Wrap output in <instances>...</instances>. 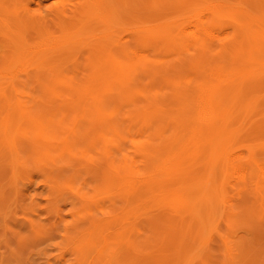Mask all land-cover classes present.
Masks as SVG:
<instances>
[{
  "label": "rangeland",
  "instance_id": "rangeland-1",
  "mask_svg": "<svg viewBox=\"0 0 264 264\" xmlns=\"http://www.w3.org/2000/svg\"><path fill=\"white\" fill-rule=\"evenodd\" d=\"M27 2L81 20L38 28ZM262 10L0 0V264H264Z\"/></svg>",
  "mask_w": 264,
  "mask_h": 264
},
{
  "label": "bare ground",
  "instance_id": "bare-ground-1",
  "mask_svg": "<svg viewBox=\"0 0 264 264\" xmlns=\"http://www.w3.org/2000/svg\"><path fill=\"white\" fill-rule=\"evenodd\" d=\"M87 1H89V0H87ZM224 1V0H223ZM32 2H34V1H32ZM96 2V1H95ZM256 2V1H255ZM262 2H264V0H262ZM37 4L38 5H40L41 4V2L39 1V3L37 2ZM213 4V3H212ZM216 4V3H215ZM218 4V3H217ZM95 5H96V3H95ZM214 5V4H213ZM224 5H225V3H224ZM247 5V4H246ZM207 6V5H206ZM216 6V5H215ZM89 7V6H88ZM256 7V6H255ZM261 7V6H260ZM85 8V7H84ZM83 8V9H84ZM245 8L247 9V6H245ZM21 9H22V16L20 17V18H24L23 20H22V22L24 21L25 23H29V24H35L36 26H38V28H40V27H44V29H46V27L48 28V23H53V24H56V25H61V24H66V23H68V22H71V21H75V20H77L79 17H80V14H81V7L80 6H76V7H74L71 11H68V12H66V13H64V14H62V15H57L56 13H55V11L54 12H50V15H51V17L50 16H46V15H43V14H41V13H38V12H30V5H29V2H27L26 4H23L22 5V7H21ZM63 9H64V7H63ZM62 9V10H63ZM233 9V8H232ZM87 10V9H86ZM211 10V9H210ZM210 10H209V12H210ZM248 10V9H247ZM256 10V13H257V11H258V9H255ZM261 10V9H260ZM202 11V10H201ZM206 11V10H205ZM262 11H264V10H262ZM204 12V11H203ZM97 13V12H96ZM217 13V12H216ZM247 13H249V12H247ZM205 14V13H204ZM236 14V13H235ZM255 14V13H254ZM209 15V14H208ZM105 16L107 17L108 16V11L107 12H105ZM237 16H238V14H237ZM245 16V15H244ZM247 16V15H246ZM255 18H256V16H254ZM83 18V17H82ZM226 18H227V16H226ZM229 18V17H228ZM246 18V17H245ZM80 19V18H79ZM85 19V18H84ZM83 19V20H84ZM248 19H249V16H248ZM257 19V18H256ZM81 20V19H80ZM82 20V21H83ZM245 21V20H244ZM248 22V20L246 21V23ZM253 24H254V22H252ZM251 23V24H252ZM235 24V23H234ZM245 24V23H244ZM195 25H197L196 23H195ZM247 25H249V24H247ZM194 26V25H193ZM234 26V25H233ZM237 26H239V25H237ZM242 26V25H241ZM195 27V26H194ZM210 27V26H209ZM250 27V26H249ZM255 27V26H254ZM261 27H262V25H261ZM193 28V27H192ZM196 28V27H195ZM242 28V27H241ZM244 28V27H243ZM252 28V27H251ZM250 28V30H254L255 28H252L251 29ZM43 29V30H44ZM128 29V28H127ZM194 29V28H193ZM201 29V28H200ZM239 29H240V27H239ZM245 29H246V31H248L249 29H247V26H245ZM245 29H244V31H245ZM42 31V30H41ZM183 31H184V29H183ZM194 31H196L195 29H194ZM193 31V32H194ZM199 31V30H198ZM209 31V30H208ZM243 31V32H244ZM258 31V30H257ZM207 32V31H206ZM211 32V31H210ZM209 32V35L211 34ZM184 33V32H183ZM248 33H250V31H248ZM251 33L253 34V31H251ZM250 33V34H251ZM40 34V33H39ZM204 34V33H203ZM202 34V35H203ZM222 34V33H221ZM259 34V33H258ZM50 35H53V34H50ZM209 35H207L208 37H209ZM214 35V34H213ZM194 36V35H193ZM210 36H212V35H210ZM215 36V35H214ZM41 37H42V35H41ZM52 37H55V36H52ZM51 37V38H52ZM216 37V36H215ZM43 38V37H42ZM48 38H50V37H48ZM48 38H46V39H48ZM51 38H50V40H51ZM106 39H108L109 40V38H106ZM253 39V38H252ZM50 40H49V42H50ZM246 40H247V38H246ZM44 42L46 43V42H48V40L47 41H45V39H44ZM52 42V41H51ZM57 42H59V41H57ZM57 42H54V43H50L51 45L52 44H54V45H56V43ZM64 42H66V41H64ZM67 42H70V41H67ZM70 43H73V42H70ZM247 43H249V42H247ZM257 43V42H256ZM49 44V45H50ZM58 45H57V47H53L54 45H52L51 47H53V48H56L57 49V51H58V48H60V46H59V43H57ZM63 44V43H62ZM65 44H67V43H65ZM64 44V45H65ZM69 44V43H68ZM114 44V43H113ZM119 44V43H118ZM259 44V43H258ZM41 45V44H40ZM48 45V44H47ZM47 45H45V46H47ZM64 45H62L63 46V48H64ZM70 45H72V44H70ZM42 46V45H41ZM59 46V47H58ZM184 46V45H183ZM248 46H249V44H248ZM18 47H19V45H18ZM22 46H20L19 48H21ZM43 47H44V45H43ZM49 47V46H48ZM48 47H47V50H48ZM16 48H17V46H16ZM52 48V50H54ZM63 48H60L59 50H62ZM72 48V47H71ZM120 50L121 49H123L124 47H123V44H120L119 45V47H118ZM183 48V47H182ZM26 49V48H25ZM49 49H50V47H49ZM56 49H55V51H48V52H43V55H42V57H41V63H49V62H51L52 60H56V59H59V61H60V58H61V56L63 57L64 55H63V53L62 52H57L56 51ZM110 49V48H109ZM112 49V48H111ZM33 50V49H32ZM41 50V49H40ZM184 50V49H183ZM34 51V50H33ZM38 51V50H37ZM42 51H44V50H42ZM42 51H40V52H42ZM71 51V50H70ZM66 52H68V51H66ZM34 53V52H33ZM38 53V52H37ZM36 53V54H37ZM42 54V53H41ZM69 54V53H68ZM80 55V54H79ZM28 56H29V54H28ZM27 56V57H28ZM38 57V56H37ZM31 58V57H30ZM32 60V59H31ZM59 61H58V63H59ZM253 61V60H252ZM24 62H26L25 60H24ZM35 62V61H34ZM34 62H31V63H34ZM40 62V61H39ZM55 63V62H54ZM37 65H38V62L36 63ZM33 65V67H34V64H32ZM42 65V64H41ZM40 65V66H41ZM241 65V64H240ZM262 65V64H261ZM36 66V65H35ZM248 66V65H247ZM254 66H257V65H254ZM46 67V66H45ZM45 67H43V68H41V69H44ZM48 67V66H47ZM46 67V68H47ZM50 67V66H49ZM37 68H39V66L37 67ZM33 69V68H32ZM60 69V68H59ZM213 69V68H212ZM79 70V69H78ZM77 70V71H78ZM37 71V70H36ZM76 71V70H75ZM239 71V70H238ZM43 72V71H42ZM54 72V71H53ZM51 73V72H50ZM50 73H49V75H50ZM70 73V72H69ZM203 73H205V72H203ZM207 73V72H206ZM211 73V72H210ZM215 73V72H214ZM213 73V74H214ZM235 73V72H234ZM105 74V73H104ZM244 74V73H243ZM14 75V74H13ZM52 75V74H51ZM54 75V74H53ZM205 75V74H204ZM209 75V74H208ZM211 75H212V73H211ZM218 75V74H217ZM11 76V75H10ZM213 76V75H212ZM215 76V75H214ZM237 76V75H236ZM9 77V76H8ZM207 77V76H206ZM218 77V76H217ZM216 78V77H215ZM214 78V79H215ZM218 78H220V77H218ZM236 78V77H235ZM10 79V78H9ZM13 79L14 80H17V78H16V76H14L13 77ZM45 79V78H44ZM207 79V78H206ZM211 79V78H210ZM254 79V78H253ZM195 80V79H194ZM194 80H191V81H194ZM213 80V79H212ZM211 80V81H212ZM258 80V79H257ZM199 81H200V79H199ZM230 81H232V80H230ZM52 82V81H51ZM189 83V82H188ZM192 83V82H191ZM236 83V82H235ZM242 84V83H241ZM179 85V84H178ZM180 86V85H179ZM185 87V86H184ZM210 87V86H209ZM232 87V86H231ZM230 88V87H229ZM208 89V88H207ZM208 90H210V89H208ZM52 90H50V92H51ZM206 91V90H205ZM212 91V90H211ZM201 92V91H200ZM230 92H231V89H230ZM199 93V92H198ZM3 94V93H2ZM16 94V93H15ZM204 94V93H203ZM262 94H264V93H262ZM207 95V94H206ZM16 96V95H15ZM181 96V95H180ZM198 96H199V94H198ZM203 96V95H202ZM95 98V97H94ZM197 98V97H196ZM195 98V99H196ZM203 98V97H202ZM81 99V98H80ZM96 99V98H95ZM190 99V98H189ZM200 99V98H199ZM259 99V98H258ZM185 100V99H184ZM194 100V99H193ZM201 100V99H200ZM98 101H99V99H98ZM195 101H197V100H195ZM254 101V100H253ZM256 101V100H255ZM258 101V100H257ZM177 102V101H176ZM202 102H203V100H202ZM182 103H184V101L182 102ZM185 103H186V101H185ZM190 103V102H189ZM195 103H197V102H195ZM194 103V104H195ZM201 103V102H200ZM178 104H179V102H178ZM206 104V103H205ZM254 104H255V102H254ZM8 106L10 105V104H7ZM82 106V105H81ZM178 107H179V105H177ZM197 106H198V104H197ZM207 106V105H206ZM198 107H200V105L198 106ZM208 107V106H207ZM248 107V106H247ZM19 108V107H18ZM22 108H24V107H22ZM181 108V107H180ZM203 108H204V106H203ZM30 107H25L24 108V112H30ZM95 109V108H94ZM97 109H98V107H97ZM176 109V108H175ZM178 109V108H177ZM184 109V108H183ZM197 109V108H196ZM200 109V108H199ZM201 109H202V107H201ZM207 109V108H206ZM252 109H253V106H252ZM161 110V109H160ZM192 110V109H191ZM204 110V109H203ZM209 110V109H208ZM211 110V109H210ZM154 111V110H153ZM152 111V112H153ZM162 111V110H161ZM205 111V110H204ZM203 111V112H204ZM207 111V110H206ZM27 112H26V114H27ZM84 112V111H83ZM170 112V111H169ZM201 112H202V110H201ZM202 112V113H203ZM254 112V111H253ZM98 113H99V110H98ZM147 113V112H146ZM192 113V112H191ZM208 113H209V111H208ZM238 113V112H237ZM245 113H246V111H245ZM25 114V113H24ZM207 114V112L206 113H204L203 115H206ZM20 115V114H19ZM29 115V114H28ZM88 115V114H87ZM97 115H99V114H97ZM194 115V114H193ZM245 115V114H244ZM249 115V114H248ZM8 116V115H7ZM32 116V115H31ZM88 116H90V115H88ZM101 116V115H100ZM149 116V115H148ZM202 116V115H201ZM243 116V115H242ZM145 117V116H144ZM213 117V116H212ZM252 117V116H251ZM157 118V117H156ZM205 118H207V117H205ZM204 118V119H205ZM8 119V118H7ZM6 119V120H7ZM147 119V118H146ZM167 119V118H166ZM180 119V118H179ZM203 119V118H202ZM153 120V119H152ZM164 120V119H163ZM185 120V119H184ZM242 120V119H241ZM246 120V119H245ZM82 121V120H81ZM168 121V120H167ZM166 121V122H167ZM171 121V120H170ZM170 121H169V123H170ZM174 121V120H173ZM182 121V120H181ZM202 121V120H201ZM231 121H233L234 122V120H231ZM50 122V121H49ZM102 122V121H101ZM150 122V121H149ZM198 122V121H197ZM208 122V121H207ZM78 123V122H77ZM85 123V120H84V122H83V124ZM111 123V122H110ZM187 123V122H186ZM203 123V122H202ZM216 123V122H215ZM9 124V123H8ZM91 124V123H90ZM168 124V123H167ZM166 124V125H167ZM171 124H174L173 122L171 123ZM188 124V123H187ZM207 124V123H206ZM217 124V123H216ZM6 125V127H7V124H5ZM40 125V124H39ZM45 125H46V123H45ZM77 125V124H76ZM81 126L80 127H82V123L80 124ZM87 125H88V123H87ZM170 125V124H169ZM47 126H48V124H47ZM174 126V125H173ZM33 127V126H32ZM90 127V126H89ZM161 127V126H160ZM163 127V126H162ZM217 127V126H216ZM5 128V127H4ZM46 128V127H45ZM75 128V127H74ZM96 128V127H95ZM158 128H159V126H158ZM169 128V127H168ZM173 128V127H172ZM176 128V127H175ZM204 128V127H203ZM44 130V129H43ZM42 130V131H43ZM90 130V129H89ZM88 130V131H89ZM91 130H92V128H91ZM174 130V129H173ZM172 130V131H173ZM177 130V129H176ZM46 131V130H45ZM101 131V130H100ZM114 131V130H113ZM170 131H171V128H170ZM171 131V132H172ZM12 132V131H11ZM110 132V131H109ZM120 132V131H119ZM42 133V132H41ZM84 133V132H83ZM86 133V132H85ZM89 133V132H88ZM111 133V132H110ZM108 134V133H107ZM235 134V133H234ZM119 135V134H118ZM82 136V135H81ZM85 136V135H84ZM84 136H82V137H84ZM232 136V135H231ZM234 136V135H233ZM78 137V136H77ZM81 137V138H82ZM119 137V136H118ZM121 137V136H120ZM24 138V137H23ZM126 139V138H125ZM194 139V138H193ZM11 140H13V139H11ZM23 140V139H22ZM35 140V139H34ZM46 140V139H45ZM24 141V140H23ZM31 141V140H30ZM33 141V140H32ZM41 141V140H40ZM187 141H188V139H187ZM19 142H21V140L19 141ZM42 142V141H41ZM40 142V143H41ZM192 142V141H191ZM242 142V141H241ZM11 143V142H10ZM30 143V142H29ZM43 143V142H42ZM170 143V142H169ZM214 143V142H213ZM220 143H221V141H220ZM13 144V143H12ZM25 144L26 143H24V146H25ZM219 144V143H218ZM218 144H215V145H218ZM10 145V144H9ZM15 145V144H14ZM23 145V144H22ZM27 145V144H26ZM34 146V145H33ZM232 146V145H231ZM243 146V145H242ZM245 147H246V145H244ZM243 146V147H244ZM252 146V145H251ZM11 147V146H10ZM30 147V146H29ZM41 147V146H40ZM233 147V146H232ZM242 147V148H243ZM248 147V146H247ZM46 148V147H45ZM31 149V148H30ZM66 149V148H65ZM166 149V148H165ZM256 149V148H255ZM236 150V149H235ZM239 150H242V149H239ZM47 151V150H46ZM217 151V150H216ZM227 151V150H226ZM238 151V150H237ZM237 151H235L236 153L235 154H237L238 152ZM31 152V151H30ZM42 152V151H41ZM81 152V151H80ZM243 152H244V150H243ZM242 152V153H243ZM29 153V152H28ZM225 153V152H224ZM226 153H228V152H226ZM20 154V153H19ZM18 154V155H19ZM108 154V153H107ZM229 154V153H228ZM239 154H241V153H239ZM260 154V153H259ZM30 155H31V153H30ZM42 155V154H41ZM230 155V154H229ZM238 155V154H237ZM237 155H234V156H236L237 157ZM175 156H176V154H175ZM261 156V155H260ZM224 157H225V155H224ZM226 157H228V156H226ZM230 157H231V155H230ZM14 158V157H13ZM20 158V157H19ZM36 158H38V157H36ZM186 158V157H185ZM229 158V157H228ZM232 158H234L233 156L231 157V159ZM168 159V158H167ZM226 159V158H225ZM12 160V159H11ZM19 160V159H18ZM43 160V159H42ZM170 160V159H169ZM24 161V160H23ZM228 161V160H227ZM227 161H225V162H227ZM12 162V161H11ZM212 162V161H211ZM229 162V161H228ZM37 163H38V161H37ZM213 163V162H212ZM252 163V162H251ZM242 164V163H241ZM240 164V165H241ZM245 164V163H244ZM230 165V164H229ZM240 165H234V166H238V167H243L241 170H242V172L241 173H243V171H245L244 170V167L245 166H243V164H242V166H240ZM257 165V164H256ZM164 166V165H163ZM170 166V165H169ZM212 166V165H211ZM248 165H246V167H247ZM258 166V165H257ZM260 166V165H259ZM13 167H14V165H13ZM222 167H223V165H222ZM256 167V166H255ZM261 168H264V166H260ZM219 168V167H218ZM229 168H232V167H229ZM235 168V167H234ZM161 169V168H160ZM165 169V168H164ZM163 169V170H164ZM237 169V168H236ZM239 169V168H238ZM246 169V168H245ZM249 169V168H248ZM162 170V169H161ZM187 170V169H186ZM235 170V169H234ZM233 170V171H234ZM240 170V169H239ZM240 170V171H241ZM252 170V169H251ZM250 170V171H251ZM247 171V170H246ZM245 171V172H246ZM260 171V170H259ZM261 171H264V169H261ZM166 172V171H165ZM185 172V171H184ZM236 173H238V172H236ZM251 173V172H250ZM262 173H264V172H262ZM238 174H240V173H238ZM243 174H245V173H243ZM252 174V173H251ZM260 174V173H259ZM242 175V174H241ZM76 176V175H75ZM231 183V182H230ZM208 184V183H207ZM203 187H204V185H203ZM212 188V187H211ZM212 190V189H211ZM214 190H216V189H214ZM210 202V201H209ZM212 203V202H211ZM214 203V202H213ZM217 208V207H216ZM200 217V216H199Z\"/></svg>",
  "mask_w": 264,
  "mask_h": 264
}]
</instances>
